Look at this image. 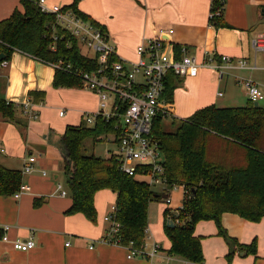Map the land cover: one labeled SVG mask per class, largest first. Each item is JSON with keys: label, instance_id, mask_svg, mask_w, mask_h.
Segmentation results:
<instances>
[{"label": "crops", "instance_id": "crops-1", "mask_svg": "<svg viewBox=\"0 0 264 264\" xmlns=\"http://www.w3.org/2000/svg\"><path fill=\"white\" fill-rule=\"evenodd\" d=\"M73 1L47 0V3L49 7H65ZM78 1L77 9L108 32L121 59L136 60L138 45L144 39L156 37L161 30H173V34L165 36L167 52L174 54L175 46L186 47L199 63H204L209 57L216 61H220L222 56L232 59L223 74L201 68L197 77L178 79L172 101L174 118L188 119L212 105L247 106L251 103L246 93L248 80L264 90V52L255 53L252 47L253 39L264 35V0H225L222 19L226 27L220 29L210 22L212 0H77L75 4ZM22 9L21 0H0V22L8 19L15 10ZM242 59L247 60L249 69L238 68L236 61ZM54 78L52 66L15 52L8 65L0 68V91L7 101L20 106L33 100L37 103L33 109L38 111L39 118L47 108L45 103L54 95L79 99L81 95L88 97L91 107L80 112V123L84 113L98 110L96 95L85 90L81 93L77 89H55ZM42 101L43 104H39ZM22 109L19 108L15 122H8L0 114V163L6 168L19 170L16 164L24 168L33 156L36 159L35 170L26 177L22 171V185L30 187L29 193L19 199L14 195L0 196V228L9 227L6 232L0 230V235L8 237L7 242L0 241V264H168L179 258L170 256L161 247L160 254L152 261L130 260L126 247L104 242L110 227L104 220L107 215L101 216L100 213V219L97 218L99 224L98 221L92 224L80 213L68 215L73 200L68 195L60 196L57 190L61 184L59 172L51 175L47 170L48 167L63 170L61 138L65 130L56 131L39 118L35 122L26 117ZM65 117L66 114L60 118ZM10 126L14 129L11 131L14 141L4 139ZM17 142L18 149L12 151L19 153L24 146L26 154L23 160L8 155L11 151L9 146ZM101 192L109 195L111 202H116V193L102 190L95 195V208H98ZM208 222L211 221L200 223ZM222 224L229 237L239 244L250 245L257 239L256 256L240 254V259L232 264H264V218L252 223L227 213L222 217ZM148 228L152 241L160 243ZM195 234L202 237L203 248L205 236L197 235L196 231ZM30 237L36 243L34 249L28 252L14 249V242H27ZM218 246L219 254L215 257L219 260L213 258L206 264H227L229 252L221 242Z\"/></svg>", "mask_w": 264, "mask_h": 264}, {"label": "trees", "instance_id": "trees-1", "mask_svg": "<svg viewBox=\"0 0 264 264\" xmlns=\"http://www.w3.org/2000/svg\"><path fill=\"white\" fill-rule=\"evenodd\" d=\"M21 4L22 11L15 10L0 22V55H4L0 68L15 52H20L47 64L71 66V72L55 71L53 86L81 89L82 81L75 71L92 70L96 63L80 53L75 39L68 33L60 28L54 30L53 14L43 13L35 0H21ZM224 6L225 0H212L210 22L217 29L226 27L222 19ZM65 7L89 20L77 9V4ZM55 34L58 35L56 42ZM175 52L179 55V46H175ZM177 81L178 78L170 76L166 84V94L171 101ZM21 107L7 101L0 91V114L5 120L15 122ZM163 122V118H157L153 129L160 143L167 180V188L161 194L146 182L122 172L111 152L106 158L85 153V141H104L112 130L110 123L99 119L94 127L85 123L68 125L61 140L63 170L73 200L67 214L80 213L96 223L95 195L110 190L117 195L115 219L120 224L118 232L111 235V242L118 241L123 247L130 244L141 247L149 226L150 204L164 200L167 190L182 187L185 191L182 208L175 212L169 208L164 211V232L170 240V256L203 264L202 237L196 236L195 229L197 224L207 221H214L218 235L227 241L229 263L236 253L256 255L257 239L250 245L239 244L229 237L222 217L227 213L236 214L252 223L264 218V107L254 103L245 107L212 105L181 120L174 132L164 131ZM22 184L21 171L0 163V196L14 195ZM170 221L174 223L173 228L167 226Z\"/></svg>", "mask_w": 264, "mask_h": 264}, {"label": "built area", "instance_id": "built-area-1", "mask_svg": "<svg viewBox=\"0 0 264 264\" xmlns=\"http://www.w3.org/2000/svg\"><path fill=\"white\" fill-rule=\"evenodd\" d=\"M35 1L43 13L55 16L54 30L60 28L68 33L75 39L80 53L96 63L92 70L75 71L82 81L81 89L93 93L98 98V110L95 113H84L82 123L89 127H94L99 119L110 123L112 130L105 139L115 145L116 151L109 152L117 158L122 172L146 182L153 188L161 187L162 190L167 188L163 155L160 143L154 137L153 129L157 118L165 120L173 116L172 101L166 94L168 78L170 76L178 79L197 77L201 68H209L223 74V71L233 62L232 59L222 56L220 61H216L209 57L204 63H199L195 56L189 54L186 47L180 48L179 55L176 52L169 54L166 51L165 36L173 34V30H161L156 37L144 39L136 49V60L121 59L108 32L103 27L91 20L83 19L71 8L58 5L49 7L47 0ZM53 40L58 41L57 34L53 36ZM252 47L255 53L264 52V35L253 39ZM52 49H56L55 45ZM83 49L92 55L84 54ZM236 64L240 69L250 68L246 59L238 60ZM7 65L8 62L5 61L1 67ZM48 65L55 71L62 69L71 72V66L63 68L61 63H48ZM246 93L251 103L264 100V90L254 81L246 82ZM33 106L35 104L31 101L24 103L23 113L31 120H38L39 113L33 109ZM59 115L63 117L65 112L60 111ZM109 135L113 139H109ZM35 161V157L29 158V162L23 168V174L34 172ZM42 174L46 176L45 172ZM174 189L177 187L167 190V196L164 199L167 208L171 205L169 193ZM57 190L61 197L68 195L62 184H58ZM29 192L30 187L22 185L14 197L19 199ZM111 211L112 213L104 218L110 227L107 239L103 240L106 243L118 245V241L111 242V235L117 233L120 228V224L115 219L117 206H112ZM0 230L6 232L9 227H3ZM0 241L7 242V235H0ZM13 246L18 251L28 252L36 247V243L33 237H30L27 242H14ZM126 248L130 260L152 261L161 252V245L150 238L149 228L146 230L145 241L141 247L130 244Z\"/></svg>", "mask_w": 264, "mask_h": 264}, {"label": "rangeland", "instance_id": "rangeland-1", "mask_svg": "<svg viewBox=\"0 0 264 264\" xmlns=\"http://www.w3.org/2000/svg\"><path fill=\"white\" fill-rule=\"evenodd\" d=\"M76 1L77 0H74L68 6H72L73 4L76 3ZM79 2L80 1L77 2V6L79 5ZM59 6H63V5H59ZM83 53L89 54L90 52L83 49ZM168 53L170 54L171 51H168ZM90 55H92V53H90ZM67 89H68L67 91H73V90H69V88ZM77 91L82 93V91L84 90L77 89ZM87 98L88 97L85 95L84 96L81 95L80 99L70 97L69 95H57V96L54 95L49 100H47V102L45 103L47 108L42 113V117L40 116L39 119H41V121L44 124H48L54 130L59 131V132L61 131L60 129L64 131L68 125L74 126V125H77V123L78 125H80V118H79L80 112L83 110L90 109L91 107V104L89 103V100ZM259 105L264 107V100L259 102ZM60 111H64L67 117L60 118L59 116ZM171 112H172V115L175 114L174 109H173V104L171 106ZM181 120L182 118H180V116L179 117L176 116L175 118L171 116L168 119H165L163 122L164 131L166 132L176 131L177 128L181 124ZM35 122H37V120H35ZM11 131H14V129L10 126L8 130L5 132V135H4L5 140H8V141L9 139L13 141L15 140L14 133H12ZM108 138L113 139L111 135H109ZM17 145H18V142L16 144L13 143V145L9 146V149L11 151L9 152L8 155L15 156L17 160H23L26 154V150L24 146H21V152L19 153H16V151H12V150L18 149ZM84 148H85L86 154L88 155L95 154L96 156H100L102 158L108 157L109 151L111 152L116 151L115 145L112 143H109L107 139H105L102 142H94L93 140L88 139L84 143ZM44 149L47 150V148H44ZM34 154L37 155L38 153L34 152ZM42 158H44V155L42 156ZM16 165L18 166V168H20L19 170L22 172L23 171L22 165L20 164H16ZM47 170H48V173H50L51 175L54 172H59L60 174L59 181L63 185L64 189L68 192V198L72 199L71 191L67 183L68 179L64 171L63 170L57 171L53 167H48ZM24 176L26 177L27 174H24ZM153 189L159 194L162 193L161 192L162 190H160V187H154ZM101 193L103 194H101V196L99 197L98 208H96L97 216L99 217V219H100V213H101V216L110 215L112 213L111 207L113 205H116L115 201L111 202V197L109 195L104 194V192H101ZM184 195H185V191L181 187H177V189H174L171 193H169V196H171V199H172V204L169 206V209H171L174 212L177 211V209H179L182 206ZM167 207L168 206L165 204L163 198H161L157 202L151 203L149 206V218H150L149 227H150V230L157 237L158 241L160 242L159 245H161L164 251H168L170 248V240L167 238L164 232V211L166 210ZM97 221H98L97 223L99 224L100 220H97ZM195 231L197 235H201L203 237L205 236L204 241H203L205 242V244H203V254L205 256V264L207 263L208 260L212 261L213 258L219 260V258L215 257L217 253L219 254V246H218L219 242H221L223 246L225 247L226 251L229 252L227 241L218 235V226L214 221L208 222L207 224H202V223L197 224ZM239 256H240V253H236L232 262L235 261L236 259H240ZM248 256H251V255H248ZM252 256H256V255H252ZM225 258L226 257H224V259ZM174 259L175 260H173L172 262L168 264H185V262L182 259H179V258H174ZM226 262L227 264H232V262L229 263L227 261V258H226ZM189 264H192V263H189Z\"/></svg>", "mask_w": 264, "mask_h": 264}, {"label": "water", "instance_id": "water-1", "mask_svg": "<svg viewBox=\"0 0 264 264\" xmlns=\"http://www.w3.org/2000/svg\"><path fill=\"white\" fill-rule=\"evenodd\" d=\"M3 59H4V55H0V61H2ZM254 104H255V106H258L259 105V103H254ZM61 140H62V138H61ZM61 153L64 156L63 148L61 149ZM167 226L169 228H173L174 227V223L170 221ZM242 256H245V254H243Z\"/></svg>", "mask_w": 264, "mask_h": 264}]
</instances>
